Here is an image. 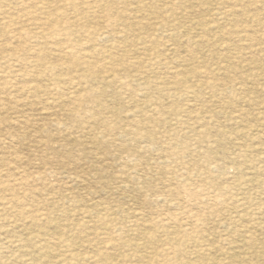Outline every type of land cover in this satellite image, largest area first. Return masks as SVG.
<instances>
[{"label":"rangeland","instance_id":"obj_1","mask_svg":"<svg viewBox=\"0 0 264 264\" xmlns=\"http://www.w3.org/2000/svg\"><path fill=\"white\" fill-rule=\"evenodd\" d=\"M0 209V264H264V0H0Z\"/></svg>","mask_w":264,"mask_h":264},{"label":"bare ground","instance_id":"obj_2","mask_svg":"<svg viewBox=\"0 0 264 264\" xmlns=\"http://www.w3.org/2000/svg\"><path fill=\"white\" fill-rule=\"evenodd\" d=\"M26 15H27V14H26ZM30 16H31V14H30ZM28 17H29V16H28ZM30 18H33V17H30ZM45 37H46V36H45ZM63 51H64V50H63ZM223 72H224V71H223ZM66 80H67V79H66ZM69 81H70V80H69ZM71 81H72V80H71ZM125 132H126V131H125ZM124 137H125V136H124ZM125 138H126V137H125ZM190 200H191V199H190ZM0 211H1V209H0ZM0 213H1V212H0ZM0 215H1V214H0ZM180 215H182V214H180ZM1 216H2V215H1ZM1 216H0V217H1ZM0 243H1V242H0ZM15 243H16V242H15ZM38 247H39V246H38ZM42 247H43V246H42ZM42 247H41V249H42ZM1 248H2V247H1ZM44 248H45V247H44ZM41 249H38V250H41ZM41 251H42V250H41ZM61 254H62V253H61ZM59 255H60V254H58L57 256H59ZM62 255H63V254H62ZM43 257H44V256H43ZM59 257H60V256H59ZM71 257H72V256H71ZM85 257H86V256H85ZM85 257H84V258H85ZM62 258H63V257H62ZM93 258H94V257H93ZM86 259H87V258H86ZM86 259H85V260H86ZM63 260H64V258H63ZM88 260H89V259H88ZM91 260H92V259H91ZM91 260H89V261L91 262ZM95 260H96V259H95ZM95 260H93V261H95ZM38 261H39V260H38ZM38 261H36V262H38ZM89 261H88V262H89ZM27 263H28V262H27ZM44 263H45V262H44ZM44 263H43V264H44ZM57 263H58V262H57ZM81 263H82V262H81ZM29 264H30V263H29ZM48 264H49V263H48ZM83 264H84V263H83ZM87 264H88V263H87ZM96 264H97V263H96Z\"/></svg>","mask_w":264,"mask_h":264}]
</instances>
